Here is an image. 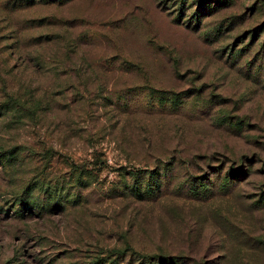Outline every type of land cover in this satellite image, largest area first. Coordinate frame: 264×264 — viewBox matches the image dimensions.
<instances>
[{"label":"rangeland","instance_id":"rangeland-1","mask_svg":"<svg viewBox=\"0 0 264 264\" xmlns=\"http://www.w3.org/2000/svg\"><path fill=\"white\" fill-rule=\"evenodd\" d=\"M13 150L0 264H264V0H0Z\"/></svg>","mask_w":264,"mask_h":264},{"label":"trees","instance_id":"trees-1","mask_svg":"<svg viewBox=\"0 0 264 264\" xmlns=\"http://www.w3.org/2000/svg\"><path fill=\"white\" fill-rule=\"evenodd\" d=\"M165 100V99H162ZM165 103L161 104L164 105ZM0 158H4L5 161H7L9 164H11L12 162H14L17 159L16 156V152L13 151H8V152H1L0 153ZM131 178H133V181L137 180L139 178V176L137 175V173H130ZM151 181V178H149ZM149 187V186H148ZM148 189V188H147ZM151 192V189H148V193ZM24 194L26 195V193L24 192ZM59 196L60 193L57 191L55 194L51 193L47 199V203H46V207L39 206L35 203V201L30 200L28 198H18L17 202H18V207L19 209H17L14 214L16 216L19 217H23L25 216V213H31L32 211H38L40 210L41 212L43 211H47V212H51L53 210H58L61 208L60 206V202H59ZM139 264H147V260H145L144 258H142V260H140ZM148 264H178L177 260L172 259V258H161V257H156L153 258L152 260H150V262H148Z\"/></svg>","mask_w":264,"mask_h":264}]
</instances>
